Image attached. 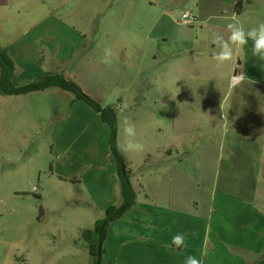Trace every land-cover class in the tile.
Masks as SVG:
<instances>
[{
  "label": "crops",
  "instance_id": "0c3cea01",
  "mask_svg": "<svg viewBox=\"0 0 264 264\" xmlns=\"http://www.w3.org/2000/svg\"><path fill=\"white\" fill-rule=\"evenodd\" d=\"M139 2L146 4L153 25L173 29L164 34L171 48L159 67L151 46L153 65L143 77L142 87L140 62L144 56L138 52L146 40L115 38L104 47L93 42L83 55L89 68L87 78L100 90L103 83L99 78L107 67L101 60L106 48L112 50L114 83L119 91L114 107L119 125L117 145L123 146L129 139L122 130L126 119L136 126V136L131 139L143 144L136 162L131 160V152L120 151L130 170L136 200L109 224L100 264H185L188 256L203 264H255L264 256V182L258 179L264 175V60L252 55L249 40L234 62L218 65L212 58L219 51L212 37L219 33L228 38L227 24L234 14L245 29L264 21V0H242L239 11L237 0H183L186 11L195 18L188 25L165 14L175 0ZM124 13L125 27H133L134 12L127 8ZM45 26L34 24L10 42L0 43L14 61L16 86L52 74L70 79L69 56L82 42L61 41L54 35L59 27ZM193 27L200 31L192 32ZM235 71L243 80L230 87L229 78ZM56 89L20 97L32 100L31 109L43 113L48 105L37 100ZM91 97L102 105L107 103ZM76 105L81 106L73 103ZM83 108L101 132L104 148L99 150L92 143L97 132L93 137L91 131L84 144L77 146L79 136L71 143L61 137L56 152L57 145L52 144L50 172L60 182L82 185L96 210L95 221L107 207L120 203V194L108 128L89 105ZM145 167L149 169L138 172ZM208 172L214 175L209 196L189 180L191 175ZM219 174H223L220 183ZM178 233L184 234L186 246L168 247Z\"/></svg>",
  "mask_w": 264,
  "mask_h": 264
},
{
  "label": "rangeland",
  "instance_id": "374dc122",
  "mask_svg": "<svg viewBox=\"0 0 264 264\" xmlns=\"http://www.w3.org/2000/svg\"><path fill=\"white\" fill-rule=\"evenodd\" d=\"M122 1L125 4L120 10ZM145 6L139 0H0V43L10 42L34 24L59 27L54 35L57 33L61 41L82 42L69 56L70 79L92 100L91 94L106 100L104 105L94 100L101 106L114 108L119 95L114 83L115 63L104 68V77L99 78L103 88L96 90L87 78L89 68L83 55L93 42L104 47L107 40L115 38L146 40L138 52L144 56L140 62L142 87V79L153 65L151 46L158 56L159 67L171 48L164 34L173 31L160 24L153 25ZM127 8L134 12V23L133 27L126 28L123 17L127 15L124 13ZM187 8L183 0H175L165 14L180 23L181 13ZM190 30L200 31L197 27ZM149 43L150 47L146 46ZM37 101L48 105V109L43 113L33 111L32 100L0 94V264H92L80 228L92 227L96 210L89 204L82 185L60 182L51 174L54 165L51 149L53 143L57 145L54 152L60 148L61 137L71 143L79 136L76 146L84 144L91 131L98 134L92 143L99 150L104 148L105 140L83 108L88 104L75 100L70 92L56 89L55 93ZM73 149L74 145L70 152ZM137 154L138 151H131L134 162ZM148 169L139 168L138 172ZM222 175L219 174V183ZM213 178L208 172L191 175L189 180L197 182L209 196ZM258 179L264 182V175ZM97 216L99 219L103 214Z\"/></svg>",
  "mask_w": 264,
  "mask_h": 264
},
{
  "label": "trees",
  "instance_id": "16d2710c",
  "mask_svg": "<svg viewBox=\"0 0 264 264\" xmlns=\"http://www.w3.org/2000/svg\"><path fill=\"white\" fill-rule=\"evenodd\" d=\"M242 0H237L236 9L240 10ZM15 77V64L6 48L0 47V94L2 95H24L30 92L42 91L51 87L70 92L75 100L88 104L98 115L109 131V152L115 166V174L118 182L120 203L107 207L103 216L96 219L91 228L81 231V238L87 244L92 264H100L103 253L102 244L107 235L109 224L120 218L124 212L135 204L136 195L130 183V170L127 163L118 150L116 135L118 129L115 109L111 105L101 106L89 96L83 93L80 87L70 79L61 74L45 75L37 80L30 81L24 85L16 86L13 82ZM255 264H264L262 256Z\"/></svg>",
  "mask_w": 264,
  "mask_h": 264
},
{
  "label": "clouds",
  "instance_id": "9594fccd",
  "mask_svg": "<svg viewBox=\"0 0 264 264\" xmlns=\"http://www.w3.org/2000/svg\"><path fill=\"white\" fill-rule=\"evenodd\" d=\"M227 30L230 33L227 39H225L219 33H214L212 37L213 43L219 49L218 52L214 53L212 58L217 62L218 65L222 66L224 64L234 62L237 59V54L245 45L248 44L249 40L252 41V55L259 58L260 60H264V21L259 22L257 25L249 29H245L244 24L237 20L236 15L234 14L232 17V22L227 24ZM112 60V50L110 48H106L104 50V58L101 60V62L111 66ZM122 107L126 109L127 105L124 104ZM224 119H226L225 116ZM122 130L125 137L129 139H127L123 146L118 144V150L124 154H127L131 151H142L143 144L131 139L136 136L135 124L126 119L123 121ZM185 246V237L183 233H178L173 236L171 244L168 245L170 248H183ZM201 255H204V253L202 252ZM185 264H203V262L195 256H188L185 260Z\"/></svg>",
  "mask_w": 264,
  "mask_h": 264
},
{
  "label": "built area",
  "instance_id": "2783aa9c",
  "mask_svg": "<svg viewBox=\"0 0 264 264\" xmlns=\"http://www.w3.org/2000/svg\"><path fill=\"white\" fill-rule=\"evenodd\" d=\"M180 22L185 25L192 24L195 22V18L190 14V12L185 11L181 13ZM242 80L243 75L240 72L235 71L230 75L229 85L230 87H233L240 83Z\"/></svg>",
  "mask_w": 264,
  "mask_h": 264
}]
</instances>
